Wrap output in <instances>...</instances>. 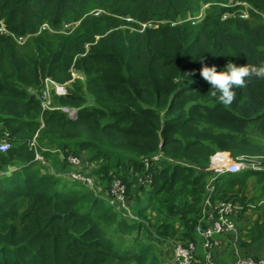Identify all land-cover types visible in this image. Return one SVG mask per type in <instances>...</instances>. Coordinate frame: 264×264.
<instances>
[{
    "label": "trees",
    "instance_id": "1",
    "mask_svg": "<svg viewBox=\"0 0 264 264\" xmlns=\"http://www.w3.org/2000/svg\"><path fill=\"white\" fill-rule=\"evenodd\" d=\"M246 11L264 14V0H0V135L10 144L0 152V264L162 263L154 242L200 243L194 227L212 178V202L241 206L243 253L264 239V166L205 169L217 151L264 154V79L223 105L199 75L201 58L217 70L264 62V23ZM72 70L83 80L43 108L44 79L63 84ZM44 142L63 150L59 165ZM70 171L120 180L138 219ZM246 211L256 213L250 223Z\"/></svg>",
    "mask_w": 264,
    "mask_h": 264
},
{
    "label": "built area",
    "instance_id": "2",
    "mask_svg": "<svg viewBox=\"0 0 264 264\" xmlns=\"http://www.w3.org/2000/svg\"><path fill=\"white\" fill-rule=\"evenodd\" d=\"M49 81L54 82L50 79ZM51 82H48V85L51 84L53 92L55 90L57 95H64L67 93L66 88L62 86L64 83L60 84L57 82ZM40 98L43 108H54L49 102L47 89L42 92ZM57 108L65 113L69 118L77 116L78 108L69 106H58ZM7 136V132L0 135V152H5L10 146ZM159 158L160 154L152 156L153 162L158 161ZM70 160L72 163L77 161L75 157L70 158ZM148 162L149 161H145V166L149 165ZM207 168L208 171L213 172L214 176H217L224 173H236L245 168L261 170L263 166L261 164V160H258L257 158L239 157L237 159H233L228 155V153L224 151H217L210 156ZM70 174L75 177L74 173ZM139 181L149 183L151 181L150 175L147 174L144 177L140 176ZM113 186L120 192V194L124 193V186L120 180L114 182ZM206 190L207 192L201 206L200 217L194 227V232L198 236L202 248L201 261L199 264H222L215 259L214 251L215 248L222 242L221 237L231 239L237 246L238 231L235 218L240 210V207L236 203L226 200L212 202V193L214 190L213 178L207 184ZM120 194L118 197L122 199ZM263 201L264 200H261V202ZM110 204H112L111 201ZM128 215L132 218L135 217L133 212ZM171 245L173 259L172 264L193 263L197 254L196 242L192 240L185 242L178 240L172 241ZM228 264H264V258H255L250 254H244L243 252H240L239 249L235 248L234 255Z\"/></svg>",
    "mask_w": 264,
    "mask_h": 264
},
{
    "label": "rangeland",
    "instance_id": "3",
    "mask_svg": "<svg viewBox=\"0 0 264 264\" xmlns=\"http://www.w3.org/2000/svg\"><path fill=\"white\" fill-rule=\"evenodd\" d=\"M246 8H248L247 6H245ZM204 8H202V10H203ZM254 13H255V11H253ZM245 18H250L249 19V21L250 22H252V21H254V20H256L257 22H260V23H264V14L261 12V11H259V12H257V15H255V16H253V17H251L250 16V12L249 11H246L245 12ZM77 25V23H75V25L74 26H72L71 28H70V31H72L74 28H75V26ZM57 33H59V31L57 32ZM18 41L20 42V43H22L23 41H24V38H19L18 39ZM27 43V42H26ZM24 46V44L23 45H21L20 46V48H22ZM77 77H79L80 78V80H83V76L79 73V72H75L74 70H72V79L71 80H69V81H67V82H65L64 83V85H62L64 88H66V90H69V87H71V84H72V82H73V79L74 78H77ZM48 82H51V81H49V79L46 77L45 79H44V86H43V88L41 89V94H42V92L45 90V89H47V91H48V99H49V102L52 100V98H53V96H60V95H57V93H55V90H54V92H53V90H52V86H51V84L50 85H48ZM51 83H54V82H51ZM63 144H64V142H63ZM37 145V144H36ZM41 146H44V147H46V148H48V151H49V155L51 154V159L52 160H54L55 162H58V165H59V162H60V158H63V156L61 155V152L63 151L62 149L60 150L58 147H57V145H54V143H52V144H48V143H46V142H44ZM59 146V145H58ZM61 147V146H60ZM110 151H113V153L111 154L112 156L114 155V156H117V152L116 151H114V150H110ZM120 152V154L122 155L123 154V152H122V150H120L119 151ZM225 152V151H224ZM125 153V152H124ZM226 153H228V155L231 157V158H233V159H237V158H239V157H245V158H257L258 160H261V164H262V166H264V154H244V153H239V154H237V155H235V156H232L228 151H226ZM126 154V153H125ZM119 155V154H118ZM36 158L37 159H42V156L40 155V153L38 152V151H36ZM162 157H164V155H162ZM161 157V158H162ZM70 158H74L73 156H71V157H69V159ZM68 159V158H67ZM100 159V158H99ZM76 162H75V164H78V162H79V160L76 158ZM71 161V160H70ZM39 164V163H38ZM209 164V163H208ZM40 165V164H39ZM53 167L54 166H50V170H52L53 169ZM208 167V165L206 166V168L205 169H208L207 168ZM111 168V167H110ZM53 170H55V169H53ZM72 171H70V173H71ZM74 172V174H75V177L77 176V179H80V180H82V181H85L89 186H90V188L93 190V191H95V194H97V195H101L104 199H106V200H102L103 201V203H110V201L112 202V206L114 207V209L120 214V215H123L124 217H125V219H128L129 220V215L128 214H131L132 213V209H131V206H130V204H128L127 202H126V200H125V193H122V194H120V192L113 186V183L114 182H117V181H119L117 178H115V179H113L112 180V182L110 183V184H107L106 183V179L105 178H102L101 180H98L99 178H97V177H93L90 173L88 174L87 173V171H84V172H81V173H75V171H73ZM72 172V173H73ZM98 180V181H97ZM209 180V179H208ZM95 181H97L96 183H98L99 184V187H97L96 185H95ZM208 183H209V181H208ZM207 183V184H208ZM109 185V186H108ZM105 186H107V187H105ZM99 192V193H98ZM119 192V193H118ZM119 194L122 196V199L121 198H119L118 196H119ZM142 197L144 198L145 197V195H144V193H142ZM253 213V212H252ZM252 213H248V211H246L245 212V215L247 216L248 214H252ZM256 213H253L252 215L254 216ZM159 217H160V215H158ZM135 219H138L136 216L134 217ZM245 218V216H244V213H243V219ZM129 222V221H128ZM173 222H175V221H173ZM243 222V221H242ZM247 222H248V219H247ZM251 222V220L249 221V223ZM174 224V223H173ZM238 224H239V222H238ZM240 225V224H239ZM239 234V233H238ZM238 236V235H237ZM129 238H132L131 236H124V238H123V240H124V243L122 242V244H126V245H131L132 243H131V241H130V239ZM171 243H172V238L171 239H167V240H165L164 242H162V244H159L158 242H154V244H157L158 245V249H157V251H156V253L158 254V257L160 256V259L162 260V263H159V264H172V256H171V253H170V251H168V254H166V255H164V251L165 250H169L171 247H172V245H171ZM169 244V245H168ZM198 245V244H197ZM234 248H232V250H233ZM171 252H172V250H171ZM197 253H199V254H201L202 253V251H201V253L199 252V250H198V247H197ZM165 262V263H164Z\"/></svg>",
    "mask_w": 264,
    "mask_h": 264
},
{
    "label": "clouds",
    "instance_id": "4",
    "mask_svg": "<svg viewBox=\"0 0 264 264\" xmlns=\"http://www.w3.org/2000/svg\"><path fill=\"white\" fill-rule=\"evenodd\" d=\"M201 64L199 75L210 85L211 95L223 105L231 104L236 95L234 89L244 87L250 78L264 79V62L258 65L249 63L238 65L229 60L219 70L215 65H204L202 58ZM188 75L184 74L185 77Z\"/></svg>",
    "mask_w": 264,
    "mask_h": 264
},
{
    "label": "crops",
    "instance_id": "5",
    "mask_svg": "<svg viewBox=\"0 0 264 264\" xmlns=\"http://www.w3.org/2000/svg\"><path fill=\"white\" fill-rule=\"evenodd\" d=\"M260 202L261 201H258V204ZM261 204L264 205V201L261 202ZM239 207L241 208L240 205H239ZM248 213H251V212L248 211ZM252 214H249V216H248L249 221L253 220L254 217H256V214L254 216ZM221 241L222 242L215 248L214 257H215V259H217L218 262H220L222 264H228L230 262V260L232 259L233 255H234L235 248L239 249L240 252H244V250L246 249V248H241L238 244V241H237V246H238L237 247L236 244H234L235 242H233L231 239H228L226 237H221ZM197 247H198L199 252L201 253L202 248H201L200 243H198ZM232 248H234V249L232 250ZM247 251H249V254L255 258H264V239H262V241L260 240L256 244L250 246V248H248ZM171 256H172V252H171ZM192 264H196V263H192Z\"/></svg>",
    "mask_w": 264,
    "mask_h": 264
}]
</instances>
